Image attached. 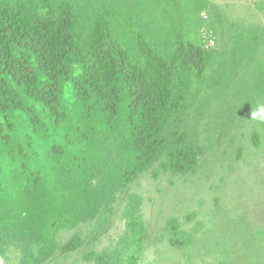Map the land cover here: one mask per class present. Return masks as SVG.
Instances as JSON below:
<instances>
[{
	"label": "trees",
	"instance_id": "1",
	"mask_svg": "<svg viewBox=\"0 0 264 264\" xmlns=\"http://www.w3.org/2000/svg\"><path fill=\"white\" fill-rule=\"evenodd\" d=\"M209 6L0 0V264H165L151 246L184 264H240L247 248L264 264V218L224 241L227 215L247 227L241 203L214 197L212 217L152 232L131 190L242 161L264 193V25L204 39Z\"/></svg>",
	"mask_w": 264,
	"mask_h": 264
},
{
	"label": "rangeland",
	"instance_id": "2",
	"mask_svg": "<svg viewBox=\"0 0 264 264\" xmlns=\"http://www.w3.org/2000/svg\"><path fill=\"white\" fill-rule=\"evenodd\" d=\"M205 1L210 6L202 11V17L206 20L201 32L204 39L211 35L209 31L211 27L220 29L222 23L230 22L239 27L264 25V0ZM221 43V40L217 39L215 46L220 48ZM244 131L245 129H236L231 135L240 137ZM259 165L264 166V162L261 161ZM219 166L220 164L211 168L209 165L198 169L193 176L176 177L173 179V184L169 183L168 177L159 180H153L149 175L141 177L131 190L143 198V216L150 230L156 232L168 217L183 219L186 214L192 212L197 213L198 217H202L203 214L212 217L214 212H211L213 209L211 205L214 197H217L219 209L224 208L225 204L232 207L239 202L247 210L240 217L244 222L246 221L247 227L243 226V223L237 228L228 225L227 220H230L231 216L227 215L226 227L222 231L226 244L237 245L238 241L247 238L246 233L253 231L249 228L250 223H253L252 219L259 221L264 218V193L257 186L256 174L253 173L259 166L255 164L252 171L248 170L247 165L242 161H235L232 169L229 167L221 169ZM225 218L224 215L223 219ZM246 249L244 248V258L241 256L240 264L248 262L249 256L253 254ZM146 260L163 261L165 264H184L179 253L157 252L152 246L149 248ZM69 263L71 264L72 261ZM193 264L199 263L194 261Z\"/></svg>",
	"mask_w": 264,
	"mask_h": 264
},
{
	"label": "built area",
	"instance_id": "3",
	"mask_svg": "<svg viewBox=\"0 0 264 264\" xmlns=\"http://www.w3.org/2000/svg\"><path fill=\"white\" fill-rule=\"evenodd\" d=\"M214 45V42L212 40L208 41L206 44V48H212Z\"/></svg>",
	"mask_w": 264,
	"mask_h": 264
}]
</instances>
